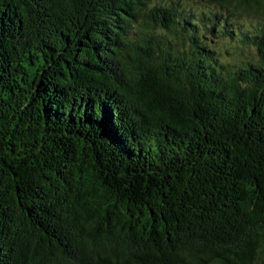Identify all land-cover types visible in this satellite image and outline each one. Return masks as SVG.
Instances as JSON below:
<instances>
[{
	"label": "trees",
	"instance_id": "16d2710c",
	"mask_svg": "<svg viewBox=\"0 0 264 264\" xmlns=\"http://www.w3.org/2000/svg\"><path fill=\"white\" fill-rule=\"evenodd\" d=\"M198 1L0 0V264H264V0Z\"/></svg>",
	"mask_w": 264,
	"mask_h": 264
},
{
	"label": "rangeland",
	"instance_id": "374dc122",
	"mask_svg": "<svg viewBox=\"0 0 264 264\" xmlns=\"http://www.w3.org/2000/svg\"><path fill=\"white\" fill-rule=\"evenodd\" d=\"M184 2H186L188 5H191L193 8H202V4H200V1L198 0H183ZM223 48H226L224 46L230 45V43L226 40H223L222 42ZM231 53H227L224 56L227 57L228 60H238L240 59L241 55H243L242 53H240L239 51H234L232 49H230ZM254 53L250 50H245V54L244 56H248L251 57L253 56Z\"/></svg>",
	"mask_w": 264,
	"mask_h": 264
}]
</instances>
